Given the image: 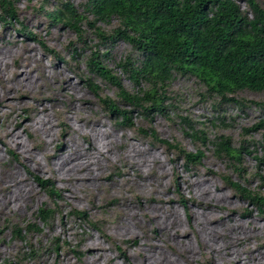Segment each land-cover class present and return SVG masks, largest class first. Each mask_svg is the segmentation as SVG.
<instances>
[{"label":"rangeland","instance_id":"1","mask_svg":"<svg viewBox=\"0 0 264 264\" xmlns=\"http://www.w3.org/2000/svg\"><path fill=\"white\" fill-rule=\"evenodd\" d=\"M85 1L16 0L17 20L0 21V264H264V209L241 198L223 178L264 194V164L243 156L239 178L213 156L211 146L187 137L179 120L185 118L208 141L226 135L235 147L264 158V129L245 133L264 114L254 105L223 103L193 78L175 77L168 86L169 107L134 110L133 126L120 125L88 88L97 85L101 97H114L112 87L87 71L97 40L87 33L78 41L69 27L44 16L64 3L81 12ZM39 3H46L41 12ZM94 51L108 52L104 63L118 76L115 63L134 54L123 41ZM122 84L132 87L125 77ZM237 99L264 102V92H242ZM29 117L41 122L39 128L28 126ZM145 127L160 139H175L187 152L199 149L200 162L185 165L142 137L137 129ZM92 143L101 144L107 161L85 160ZM38 179L52 183L53 197ZM45 204L60 216L24 242L16 239L11 224L34 222ZM73 210L84 217L70 216ZM174 215L181 224L177 233L166 226ZM223 244L226 249L218 251ZM31 247L41 249L37 259L28 254ZM48 248L52 252L46 254Z\"/></svg>","mask_w":264,"mask_h":264},{"label":"trees","instance_id":"2","mask_svg":"<svg viewBox=\"0 0 264 264\" xmlns=\"http://www.w3.org/2000/svg\"><path fill=\"white\" fill-rule=\"evenodd\" d=\"M45 4L39 3L37 11L44 10ZM80 7L81 12L64 3L44 16L69 27L78 41L87 33L97 40L98 45L90 48L87 57V71L112 87L114 97H101L97 85L89 84L88 88L105 112L120 119V125L133 126L130 115L134 110L145 114L155 109L163 112L169 107L168 86L175 77L193 78L207 94L221 98L223 103L254 105L264 114L263 101L245 103L237 99L242 92H264V5L258 0H86ZM16 20V0H0L2 24ZM118 41L127 43L134 51L115 63L122 76L106 67L103 57L107 51L100 54L94 51L111 47ZM124 77L132 86L130 90L122 84ZM179 120L187 137L194 143L200 142L202 147L211 146L213 156L226 161L239 178L244 174L243 156H251L260 165L264 164V158L253 156L241 145L235 147L228 136L218 135L208 141L185 118ZM259 128L264 129V118L246 128L245 133ZM137 131L152 143L172 151L185 165H196L203 156L199 149L185 151L175 139L171 142L160 139L153 128ZM223 178L241 198L263 211L264 194L259 188L250 190L239 182ZM262 180L264 176H260ZM41 184L53 197L52 183L46 180ZM58 215L55 206L45 204L34 214V222L11 224L12 234L24 242L26 235L41 233V228L48 227ZM69 215L84 217L83 212L76 210ZM55 241L57 252L61 251L59 239ZM40 250L31 247L28 254L37 259ZM45 252L52 251L48 248Z\"/></svg>","mask_w":264,"mask_h":264},{"label":"bare ground","instance_id":"3","mask_svg":"<svg viewBox=\"0 0 264 264\" xmlns=\"http://www.w3.org/2000/svg\"><path fill=\"white\" fill-rule=\"evenodd\" d=\"M56 73V72H55ZM59 75V74H58ZM2 76V75H1ZM63 78H65V77H63ZM32 121V119L29 117L28 118V126L29 127H31L32 129H37V128H39V126H40V124H41V122H40V124H39V121H37V122H31ZM36 123H37V125H36ZM128 143V142H127ZM66 144V143H65ZM130 145V144H129ZM89 146V145H88ZM100 146H101V144H100ZM100 146H98V145H96V143H92L90 146H89V148L92 150L91 152H90V155H89V157H87V158H85V160L87 161V160H91L90 162H97V160L96 159H98V158H100V159H103V160H108V158H109V156H104L103 155V151H102V148L100 147ZM104 146V145H103ZM124 146V145H123ZM132 146V145H131ZM67 147V146H66ZM122 147V146H121ZM107 148V147H106ZM129 148H131V147H129ZM128 148V149H129ZM137 148V147H136ZM86 149V148H85ZM127 149V150H128ZM132 149V148H131ZM67 150H69V148L67 147ZM134 150H136V149H134ZM65 151V150H64ZM129 151V150H128ZM137 151V150H136ZM89 152V151H88ZM136 153V152H135ZM105 154V153H104ZM126 154H128V153H126ZM131 154H132V152H131ZM86 155V154H85ZM87 155H88V153H87ZM112 155V154H111ZM154 155V154H153ZM112 156H114V155H112ZM112 159V158H111ZM106 160V161H107ZM150 160L152 161V163H155V161H156V159L154 158V157H150ZM122 161V160H121ZM120 162V161H119ZM106 163V162H105ZM109 163V162H108ZM107 164V163H106ZM102 165H104V164H102ZM101 165V166H102ZM107 166H109V165H107ZM127 167V166H126ZM131 167V166H130ZM135 167V166H134ZM100 168V167H99ZM98 170V169H97ZM97 173V172H96ZM140 174V173H139ZM141 175V174H140ZM142 177L144 176L143 174L141 175ZM105 178H107V177H105ZM136 178H138V177H136ZM50 179H52V181H53V178H50ZM83 179V178H82ZM88 179V178H87ZM5 180V179H4ZM124 182V181H123ZM57 183V182H56ZM123 184V183H122ZM132 185V184H131ZM12 190V189H11ZM65 190V189H64ZM74 190V189H73ZM131 190H132V188H131ZM131 190H129V191H131ZM96 191V190H95ZM71 193V192H70ZM66 194V193H65ZM73 195H75V194H73ZM62 196L63 195H61V198H62ZM76 196V195H75ZM116 196V195H115ZM22 197V196H21ZM209 198V197H208ZM3 201V200H2ZM21 201V200H20ZM12 203V202H11ZM3 205V204H2ZM14 205V204H13ZM121 205V204H120ZM6 206V205H5ZM15 206H17V205H15ZM14 206V207H15ZM19 206V205H18ZM19 208V207H18ZM8 211V210H7ZM139 211H141V210H139ZM142 212V211H141ZM143 213V212H142ZM176 213V212H175ZM3 214V213H2ZM144 214V213H143ZM140 215V214H139ZM142 215V214H141ZM146 216V215H145ZM177 216V215H176ZM175 215L172 217L173 219H170L168 222H167V224H166V226H167V228H169V229H172L173 227H175V232H176V228H177V226L180 224H178V217H176ZM149 219V218H148ZM166 219V218H165ZM178 219V220H177ZM146 220V219H145ZM150 220V219H149ZM137 221V220H136ZM178 221V222H177ZM132 222V221H131ZM130 222V223H131ZM147 222V221H146ZM135 223V222H134ZM176 223L178 224L177 226H176ZM133 225V224H132ZM138 225V224H137ZM136 225V226H137ZM181 225V224H180ZM179 225V226H180ZM131 226V225H130ZM127 227V226H126ZM134 227V226H133ZM141 227V226H140ZM127 229V228H126ZM178 230V229H177ZM180 230V229H179ZM217 230V229H216ZM124 231V230H123ZM165 231H167V230H165ZM180 231H182V230H180ZM169 232V231H168ZM173 232V231H172ZM184 232V231H183ZM170 233V232H169ZM177 233V232H176ZM220 233V232H219ZM181 234V233H180ZM179 234V235H180ZM185 234V233H184ZM183 234V235H184ZM222 234H224V232L222 233ZM165 235H166V233H165ZM168 236H169V234H168ZM173 236V235H172ZM242 238V237H241ZM160 239V238H159ZM242 240V239H241ZM187 241V240H186ZM185 242V241H184ZM182 243V246L184 245L185 247L184 248H186L187 250H189V248L191 249V245H189L187 242V245L185 244V243H183V242H181ZM201 243V242H200ZM212 244H210V246H211ZM219 245V244H218ZM217 245V249H218V251H222L224 248L226 249V245H220V246H218ZM215 248V247H214ZM216 250V249H215ZM186 251V250H185ZM223 255H224V257H227V255L228 254H226L224 251H223ZM232 256V255H231ZM237 257V256H236ZM227 259V258H226ZM232 259V258H231ZM168 261V260H167ZM232 261V260H231ZM166 262V261H165ZM171 262V261H170ZM169 262V263H170ZM233 262V261H232ZM234 262H236V259L234 260ZM168 263V262H167Z\"/></svg>","mask_w":264,"mask_h":264}]
</instances>
